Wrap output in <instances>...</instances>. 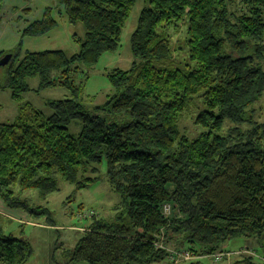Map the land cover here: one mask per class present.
<instances>
[{
    "label": "trees",
    "instance_id": "16d2710c",
    "mask_svg": "<svg viewBox=\"0 0 264 264\" xmlns=\"http://www.w3.org/2000/svg\"><path fill=\"white\" fill-rule=\"evenodd\" d=\"M135 1L57 0L68 23L85 29L82 38L73 34L79 49L71 56L0 52L12 55L4 84L12 101L20 102L35 77L37 91L68 92L47 102L50 115L25 102L13 121L0 122V199L53 225L48 207L31 205L23 191L35 189L45 200L58 176L79 190L104 160L121 209L112 220L91 217L69 252L73 262L168 264L165 248L156 247L163 243L193 255L183 264H202L200 257L242 236L258 237L264 250V121L252 114L264 95V0H146L130 35L132 64L106 72L113 92L86 109L83 82L71 74L76 63L93 66L118 48ZM180 23L188 62L170 68L169 31ZM56 25L49 7L21 36L39 37ZM196 99L204 104L194 119L202 131L188 138L178 121ZM226 120L232 125L220 133ZM72 121H79L77 134L68 130ZM32 253L27 239L0 228V264H26ZM233 263L264 264L251 256Z\"/></svg>",
    "mask_w": 264,
    "mask_h": 264
},
{
    "label": "rangeland",
    "instance_id": "374dc122",
    "mask_svg": "<svg viewBox=\"0 0 264 264\" xmlns=\"http://www.w3.org/2000/svg\"><path fill=\"white\" fill-rule=\"evenodd\" d=\"M146 5V0L135 1L130 9L129 18L122 27L119 46L114 52L102 54L93 66L76 63L78 65L77 70L71 76L74 82H83L82 98L86 109L99 106L113 92L112 86L106 79V72L113 68L127 69L132 64L134 56L130 50V35L136 28L141 9ZM49 7L52 8V17L57 22L56 27L39 37H22L21 30L28 23L41 18L43 11ZM26 8L30 10L25 14L22 10ZM185 30V25L180 23L176 28L169 31L172 58L170 63L166 65L170 68L183 67L188 62ZM84 32L85 29L80 23L73 25L68 23L63 7L58 6L57 0H4L1 8L0 52H16L19 49L21 54L28 50L39 52L40 50L52 49L61 50L67 56H71L79 49L78 42L72 38L73 34L82 38ZM18 59L12 63L13 66L17 64ZM7 70V66L0 65V122L13 121L18 114L19 105L25 102L31 103L35 109L50 115L52 111L48 108L47 102L53 99H64L68 96L67 90L59 86L47 87L37 91L38 79L35 77L28 79L30 91L23 94L20 102L12 101L10 90L4 87ZM203 108L204 104L201 103V100L196 99L187 110L182 112L178 121V128L188 138H192L202 131L200 127L194 125V119L198 111ZM252 114L253 120L264 121V95L252 106ZM230 125H232L230 122L224 121V128L222 127L220 133L225 132L227 126ZM242 127L247 128L249 126L243 124ZM79 129V121H72L68 125L70 133L77 134ZM97 167V171L87 175L92 176L95 180L89 186L79 190H75L73 185L58 176L57 191L48 194L45 200L39 198L35 189L23 191L22 198H26L31 205L42 204L48 207L53 224L57 227L44 231L38 227L35 229L33 226L23 228L14 221L0 219V228L4 234L27 239L32 245L33 253L26 264H44L43 258L48 254L49 248H52L54 264H86L85 262L74 263L67 250L71 251L74 248L81 236L80 231L88 227L92 216L112 220L115 213L121 209V199L116 191L111 188L105 175V161L103 160ZM37 222L43 223V220H37ZM162 246L166 251L178 249L170 244H162ZM221 250L233 254L229 257H223L219 261L212 259L211 256H202L199 258L201 263L234 264L235 260H240L243 256L255 257L264 262L261 239L256 236L232 238L222 245Z\"/></svg>",
    "mask_w": 264,
    "mask_h": 264
},
{
    "label": "crops",
    "instance_id": "0c3cea01",
    "mask_svg": "<svg viewBox=\"0 0 264 264\" xmlns=\"http://www.w3.org/2000/svg\"><path fill=\"white\" fill-rule=\"evenodd\" d=\"M1 218L8 220V221H14V222L18 223L20 227H23V228L26 226H33L35 229L38 227L40 229H43L44 231H47V230L52 229L53 227H57L54 224L53 225H48V224L46 225L45 223H38L37 221H33L30 218V216L27 215L26 212L21 211L19 209H15V208L11 209V208L7 207L5 204H3L2 200L0 199V219ZM71 227L77 228L74 226H71ZM81 233H82V230L80 231V235H81ZM31 247H32V245H31ZM51 251H52V248H49L48 254L45 255V257L43 258L44 264H54L53 254H52L53 252H51ZM67 252L69 254L70 251L67 250ZM74 263H77V262H74ZM160 264H162V263H160Z\"/></svg>",
    "mask_w": 264,
    "mask_h": 264
},
{
    "label": "built area",
    "instance_id": "2783aa9c",
    "mask_svg": "<svg viewBox=\"0 0 264 264\" xmlns=\"http://www.w3.org/2000/svg\"><path fill=\"white\" fill-rule=\"evenodd\" d=\"M164 209H165V213L169 212V209L167 206L164 207ZM162 244L163 243H157L156 247L162 248L163 247ZM231 254L233 253L221 251V252H215L211 254L210 256L212 259L219 261L223 257H229ZM167 255H168V264H183L193 258V255L187 249L168 250Z\"/></svg>",
    "mask_w": 264,
    "mask_h": 264
},
{
    "label": "water",
    "instance_id": "95a60500",
    "mask_svg": "<svg viewBox=\"0 0 264 264\" xmlns=\"http://www.w3.org/2000/svg\"><path fill=\"white\" fill-rule=\"evenodd\" d=\"M11 57H12V55H11L9 52L5 53V54L0 58V65H1V66L6 65V63L9 62V60L11 59Z\"/></svg>",
    "mask_w": 264,
    "mask_h": 264
}]
</instances>
